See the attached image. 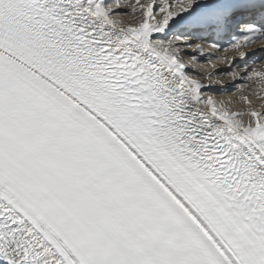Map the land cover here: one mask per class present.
Here are the masks:
<instances>
[{"label": "snow or ice", "instance_id": "1", "mask_svg": "<svg viewBox=\"0 0 264 264\" xmlns=\"http://www.w3.org/2000/svg\"><path fill=\"white\" fill-rule=\"evenodd\" d=\"M257 51L264 0H0V264H264Z\"/></svg>", "mask_w": 264, "mask_h": 264}, {"label": "bare ground", "instance_id": "2", "mask_svg": "<svg viewBox=\"0 0 264 264\" xmlns=\"http://www.w3.org/2000/svg\"><path fill=\"white\" fill-rule=\"evenodd\" d=\"M125 20H128L129 18H127V17H125L124 18ZM256 47H259V46H256ZM256 55L258 56V57H262V56H264V52H260V51H257V53H256ZM253 65V64H252ZM249 65V67L251 68V67H255V65ZM221 67H226V65L225 64H221L220 65ZM225 83L226 84H228V83H230V81L229 80H227V81H225ZM250 83V82H249ZM238 86V85H237ZM255 87L254 85H251V86H249L250 88H253V87ZM234 89V87H230L229 89H228V91L226 92V93H224L223 95H224V98H225V100L227 101L228 100V98L229 97H231V99H232V101H233V103L234 102H237V100H239V97L242 95V94H247V95H250V99H252V98H255V100H253L254 101V103L256 104V106H257V108H259L261 105H264V98L262 97V99L260 98V96H264V87H262V88H258L257 89V91L256 92H247V93H238V95L236 96V95H232V93H231V91ZM245 91H249V88L248 87H246V89H245ZM244 91V92H245ZM238 92H241V91H238ZM255 95H254V94ZM262 93V94H261ZM251 96H253V97H251ZM258 96V99H261V100H256V97ZM240 102H241V100H240ZM237 105V107L236 108H242L240 105H243V102L242 103H240V104H238V102L236 103Z\"/></svg>", "mask_w": 264, "mask_h": 264}, {"label": "rangeland", "instance_id": "3", "mask_svg": "<svg viewBox=\"0 0 264 264\" xmlns=\"http://www.w3.org/2000/svg\"><path fill=\"white\" fill-rule=\"evenodd\" d=\"M126 17H127V18H130V17H128V16H126ZM124 18H125V17H124ZM261 59H264V56H262ZM249 65H252L251 62H250ZM252 66H253V65H252ZM227 80H228V79H226L225 81H227ZM237 85H238V84H237ZM251 85H254V84H252L251 82L248 83L246 87L249 88V91H245V92H243V93H247V92H251V93H252V92H256L258 88L253 87V86H252L253 88H250L249 86H251ZM257 92H258V91H257ZM231 93H232V95H236V96H237L238 93H242V92H238V91H236L235 89H233V90L231 91ZM253 94H254V93H253ZM261 94H262V93H261ZM254 95H255V94H254ZM249 97H250V95H249ZM251 97H253V96H251ZM262 97L264 98L263 95L260 96L261 99H262ZM261 99H258V96L256 97V100H258V101L261 100ZM252 100H255V98H252ZM262 100H263V99H262ZM232 102H233V101H232ZM237 102H238V104H240V103L243 102V105H240V106H241V107L243 106L242 108H245V107H246L244 101L241 100V102H240V100H237ZM237 102H234L233 105H232L234 109H236V107H237V106H236V105H237V104H236Z\"/></svg>", "mask_w": 264, "mask_h": 264}]
</instances>
